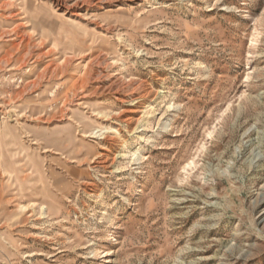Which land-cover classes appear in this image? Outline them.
<instances>
[{
  "label": "rangeland",
  "instance_id": "rangeland-1",
  "mask_svg": "<svg viewBox=\"0 0 264 264\" xmlns=\"http://www.w3.org/2000/svg\"><path fill=\"white\" fill-rule=\"evenodd\" d=\"M0 264H264V0H0Z\"/></svg>",
  "mask_w": 264,
  "mask_h": 264
}]
</instances>
